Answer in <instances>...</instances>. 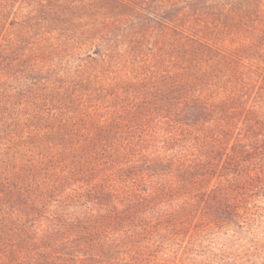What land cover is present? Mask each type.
I'll return each instance as SVG.
<instances>
[{
    "label": "rangeland",
    "instance_id": "1",
    "mask_svg": "<svg viewBox=\"0 0 264 264\" xmlns=\"http://www.w3.org/2000/svg\"><path fill=\"white\" fill-rule=\"evenodd\" d=\"M0 5V264H264V0Z\"/></svg>",
    "mask_w": 264,
    "mask_h": 264
},
{
    "label": "trees",
    "instance_id": "2",
    "mask_svg": "<svg viewBox=\"0 0 264 264\" xmlns=\"http://www.w3.org/2000/svg\"><path fill=\"white\" fill-rule=\"evenodd\" d=\"M0 6H2L3 8H4V6L3 5H0ZM4 16V14L2 15V14H0V19H2V17ZM250 136L251 135H247V138H245V139H249L250 138ZM244 138V137H243ZM234 141H235V144H241L242 143V136H236V137H234Z\"/></svg>",
    "mask_w": 264,
    "mask_h": 264
}]
</instances>
